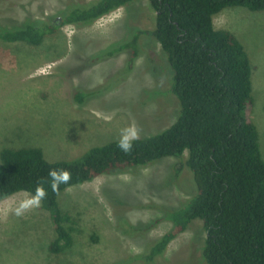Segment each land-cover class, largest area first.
I'll return each instance as SVG.
<instances>
[{"label": "rangeland", "instance_id": "374dc122", "mask_svg": "<svg viewBox=\"0 0 264 264\" xmlns=\"http://www.w3.org/2000/svg\"><path fill=\"white\" fill-rule=\"evenodd\" d=\"M74 1L92 0H0V22L20 25L27 16L42 21ZM154 19L147 0H134L91 26H64L37 47L0 41V150L39 148L49 161L69 160L118 140L130 124L140 137L170 126L178 107L168 93L172 74L159 45L141 36L143 52L133 63L123 56H100L124 41L131 28L153 29ZM213 23L233 33L250 58V116L264 161V11L227 8ZM79 91L90 93L80 103L74 99ZM195 192L191 172L173 158L69 188L59 205L76 220L79 232L74 246L57 256L49 253L54 233L40 208L19 217L12 211L5 215L27 195L18 193L0 202V264H119L166 233L171 223L161 221L163 212L179 208ZM126 223L141 235L122 234L118 226ZM203 239L201 223L193 222L156 264H202Z\"/></svg>", "mask_w": 264, "mask_h": 264}, {"label": "trees", "instance_id": "16d2710c", "mask_svg": "<svg viewBox=\"0 0 264 264\" xmlns=\"http://www.w3.org/2000/svg\"><path fill=\"white\" fill-rule=\"evenodd\" d=\"M133 1H74L42 21L27 16L12 27L0 22V41L37 47L64 26H91ZM147 1L155 13L153 29L129 26L133 32L124 41L99 55L109 59L123 56L133 63L143 52L141 36L156 42L172 74L168 93L177 102L175 121L134 141L128 154L118 148V140L57 161L47 160L39 148H3L0 202L18 193H34L37 184L48 179L50 169L68 170L72 178L60 185L59 194L44 183L47 196L39 207L54 233L49 253L57 256L74 246L79 232L76 220L60 208L59 197L65 190L103 175L173 158L183 161L191 172L196 192L179 208L163 212L161 221L171 223L166 233L119 264H156L168 245L195 221L201 223L204 234L202 264H264V161L250 116L253 67L238 38L213 23L227 8L264 11V0ZM88 95L79 91L74 99L80 103ZM118 227L129 238L142 233L127 223Z\"/></svg>", "mask_w": 264, "mask_h": 264}, {"label": "clouds", "instance_id": "9594fccd", "mask_svg": "<svg viewBox=\"0 0 264 264\" xmlns=\"http://www.w3.org/2000/svg\"><path fill=\"white\" fill-rule=\"evenodd\" d=\"M139 138V128L135 124H130L120 130L117 146L122 152L128 154L132 151L133 142ZM71 178V173L66 169H50L48 179L38 183L34 193H29L19 199L15 203L14 208L6 209L5 215H7V211H12L19 217L33 209H38L41 206L42 200L47 196V190L44 188V183H47L54 193L59 194L60 185L68 184Z\"/></svg>", "mask_w": 264, "mask_h": 264}]
</instances>
